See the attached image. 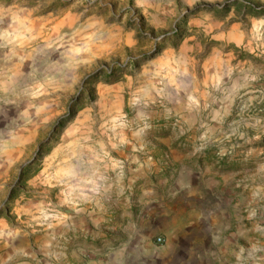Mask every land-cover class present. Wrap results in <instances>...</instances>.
I'll use <instances>...</instances> for the list:
<instances>
[{"label":"rangeland","instance_id":"1","mask_svg":"<svg viewBox=\"0 0 264 264\" xmlns=\"http://www.w3.org/2000/svg\"><path fill=\"white\" fill-rule=\"evenodd\" d=\"M192 173L229 202L213 237L204 201L173 203ZM157 182L175 198L146 247L168 254L176 223L195 225L197 264H264V0H0V264L134 247ZM82 212L88 237L68 239L84 260L47 256Z\"/></svg>","mask_w":264,"mask_h":264},{"label":"crops","instance_id":"2","mask_svg":"<svg viewBox=\"0 0 264 264\" xmlns=\"http://www.w3.org/2000/svg\"><path fill=\"white\" fill-rule=\"evenodd\" d=\"M152 164L154 163H147V161L144 163L142 162L141 167L139 168L140 172L145 173L147 170L148 172L154 173L156 169H152ZM197 176L198 175H196V173H192L189 177L193 180L192 182L191 180H186L176 184L178 189L181 191L180 195H178L176 198L174 194H171V192H169L168 195L159 193L160 187H162L163 184L168 185L167 183H152L150 184V187H148L149 191L147 190L146 193L145 189L143 188L142 191L144 194H142L139 200V203L142 205V216H140L141 221L135 230V237L137 238L138 242L134 247L126 242L120 251H113L108 255V258L103 261L91 259L82 262L84 259H82L81 255H78L80 254L78 251L82 252L83 250L81 248H77L75 246L76 244H70L68 239L71 234L76 237L75 235L77 233L79 234L83 231L86 233V237H88L87 235L91 229L90 220H94L95 212H82L78 214L76 219L64 221L63 225L58 230V232L62 231V233H57L58 240L56 250L52 248L53 244L50 243V245H47L48 248H44L46 249V255L52 256L51 253H54L57 257H62L64 259L69 258L70 255L72 258L77 256L82 264H132L133 262V264H197V262L191 260V256H184V254L186 255L187 253L185 250L189 248L188 244L190 242L186 240L188 237L184 231H181V229H194L195 225L184 228L176 223V231L171 230L172 234H174L173 236H175L174 246H172V250L171 252H168V254L165 253L164 255H161L159 254V247H146L145 244L146 239L152 236V234L155 232L156 227H158V223L160 224L167 222V220L170 218L172 208L169 207L170 205L167 203L172 199V197L176 199L175 202H173L174 205H176V202L182 201L185 198L200 203L204 201V203L201 204L203 207L200 216V221L203 223V226L199 230H203L205 236L213 237L217 230L224 225V221H226L229 217L227 205L229 202H226L223 200V198L219 197L218 199H210L208 192L203 194L200 193L199 189L202 185L198 184V181H195ZM145 197H148V199H145ZM164 198H167L166 201ZM164 204H167L168 206L165 205V207ZM26 239L27 237L22 235L19 237V241L16 240V242H19L20 248H26ZM70 246H72L71 250ZM196 247L199 248V245L196 244ZM67 250H69L70 255L68 254ZM149 251L151 255L146 257L145 252ZM38 252V254L41 253V251ZM18 253H25V249H21L18 251Z\"/></svg>","mask_w":264,"mask_h":264},{"label":"built area","instance_id":"3","mask_svg":"<svg viewBox=\"0 0 264 264\" xmlns=\"http://www.w3.org/2000/svg\"><path fill=\"white\" fill-rule=\"evenodd\" d=\"M162 240H163L162 237H158V238H157V241H158V242H162Z\"/></svg>","mask_w":264,"mask_h":264},{"label":"trees","instance_id":"4","mask_svg":"<svg viewBox=\"0 0 264 264\" xmlns=\"http://www.w3.org/2000/svg\"><path fill=\"white\" fill-rule=\"evenodd\" d=\"M22 174H23V172H22Z\"/></svg>","mask_w":264,"mask_h":264}]
</instances>
